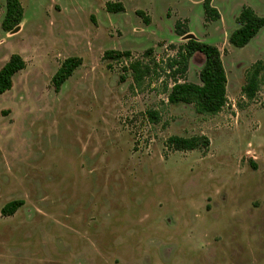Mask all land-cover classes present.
I'll return each instance as SVG.
<instances>
[{"label": "rangeland", "instance_id": "rangeland-1", "mask_svg": "<svg viewBox=\"0 0 264 264\" xmlns=\"http://www.w3.org/2000/svg\"><path fill=\"white\" fill-rule=\"evenodd\" d=\"M204 1L19 0L6 33L0 0V68L12 54L26 63L0 95V264H264V72L252 99L242 91L264 63V28L228 43L243 8L264 18V0H210L218 19ZM189 40L220 53L216 115L167 101L175 82L200 85L202 55L169 68ZM111 50L130 59L105 60ZM71 57L81 65L55 92ZM135 61L151 68L139 84ZM201 136L207 149L167 145Z\"/></svg>", "mask_w": 264, "mask_h": 264}, {"label": "trees", "instance_id": "trees-1", "mask_svg": "<svg viewBox=\"0 0 264 264\" xmlns=\"http://www.w3.org/2000/svg\"><path fill=\"white\" fill-rule=\"evenodd\" d=\"M5 1V16L2 20L1 28L6 33H10L22 22L23 9L19 0ZM106 9L108 12L114 13L121 11L122 7L108 3ZM203 9L207 18H219L217 11L210 6V0L204 1ZM237 24L239 27L230 34L228 43L232 47L242 48L264 28V18L257 16L252 9L245 7L237 18ZM177 32L181 35L186 34V32L178 29ZM194 54H200L204 58L199 72L200 85L190 83L179 84L175 82L167 95V101L170 104L193 105L199 114L216 115L227 104V80L218 49L205 42L189 40L180 49L178 58L170 61L169 68H173L179 64L182 65V68H185V63ZM103 58L114 61L130 59V53L111 50L106 51ZM81 62V59L76 57L68 58L62 62L51 79L55 92H59L62 85L72 76L75 69L81 65ZM25 68L26 63L20 55L12 54L9 56L8 60L0 68V95L12 89L14 77ZM128 69L132 72L133 80L136 84H139L151 71L150 65H144L140 61L130 63ZM262 72H264V63L258 62L247 73V82L242 91L248 99H252L255 96L261 83ZM149 118L155 120L156 113H149ZM167 145L175 151H194L207 149L209 141L202 136L191 138L170 137L167 140ZM23 205L24 202L21 200L8 202L1 209V214L5 217L13 216Z\"/></svg>", "mask_w": 264, "mask_h": 264}]
</instances>
